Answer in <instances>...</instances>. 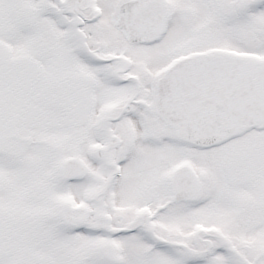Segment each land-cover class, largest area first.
<instances>
[{
    "label": "snow or ice",
    "instance_id": "snow-or-ice-1",
    "mask_svg": "<svg viewBox=\"0 0 264 264\" xmlns=\"http://www.w3.org/2000/svg\"><path fill=\"white\" fill-rule=\"evenodd\" d=\"M0 264H264V0H0Z\"/></svg>",
    "mask_w": 264,
    "mask_h": 264
}]
</instances>
